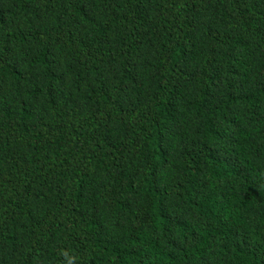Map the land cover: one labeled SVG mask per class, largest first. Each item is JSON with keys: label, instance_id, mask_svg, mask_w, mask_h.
I'll use <instances>...</instances> for the list:
<instances>
[{"label": "trees", "instance_id": "16d2710c", "mask_svg": "<svg viewBox=\"0 0 264 264\" xmlns=\"http://www.w3.org/2000/svg\"><path fill=\"white\" fill-rule=\"evenodd\" d=\"M0 264H264V0H0Z\"/></svg>", "mask_w": 264, "mask_h": 264}]
</instances>
